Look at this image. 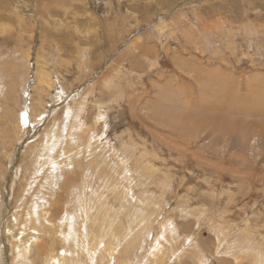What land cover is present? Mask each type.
<instances>
[{
  "label": "rangeland",
  "instance_id": "obj_1",
  "mask_svg": "<svg viewBox=\"0 0 264 264\" xmlns=\"http://www.w3.org/2000/svg\"><path fill=\"white\" fill-rule=\"evenodd\" d=\"M263 84L264 0H0V264H264Z\"/></svg>",
  "mask_w": 264,
  "mask_h": 264
},
{
  "label": "bare ground",
  "instance_id": "obj_2",
  "mask_svg": "<svg viewBox=\"0 0 264 264\" xmlns=\"http://www.w3.org/2000/svg\"><path fill=\"white\" fill-rule=\"evenodd\" d=\"M193 70V69H192ZM221 80H223V79H221ZM224 81V80H223ZM222 82V81H221ZM228 82V81H227ZM225 84V83H224ZM229 84H231V83H229ZM192 85V84H191ZM264 85V84H263ZM262 87V86H261ZM263 88V87H262ZM262 88H256L257 90H255L254 91V89H253V94H255L256 93V98L254 99V100H250L251 99V97H249L250 95H252V90H248L249 91V95H248V98H245L244 99V101H247V104H249V105H253L254 103L255 104H259V102H262V99L264 98V89H262ZM210 91V90H209ZM235 91V90H234ZM233 91V92H234ZM239 91H240V89H239ZM255 92V93H254ZM239 93V92H238ZM237 93V94H238ZM208 94V92H205V93H200V97L201 98H203V100L199 97L198 98V100H192V99H189L188 97H187V99H185V101H184V103L186 104V106H187V104H188V106L190 105L192 108H191V110H192V112L195 114V113H197V112H194V111H199L201 108H196V109H193V107L194 106H201V105H203V103H206L207 102V95ZM240 95V94H239ZM102 96V95H101ZM245 97H247V96H245ZM181 98V97H180ZM191 98V97H190ZM219 98V97H218ZM222 99H223V97H222ZM231 99V98H230ZM221 100V99H220ZM216 101V100H215ZM226 102H227V100H226ZM225 102V103H226ZM236 102H238V101H236ZM211 103V102H210ZM224 103V104H225ZM227 104V103H226ZM254 104V105H255ZM262 104V103H261ZM204 106V105H203ZM208 106V105H207ZM227 106V105H226ZM229 106V105H228ZM231 106V105H230ZM202 107V106H201ZM202 108H204V107H202ZM212 108H214V107H211V109ZM258 107H256V109H257ZM262 108H263V105H262ZM261 107H259L258 109H262ZM205 109V108H204ZM191 110H189V111H191ZM214 110V109H213ZM202 111V110H201ZM232 111V116L231 117H235L236 115H238V118H239V116H241L242 115V113L241 112H238L237 110H235L234 108H232V109H230V112ZM263 111V110H262ZM191 112V113H192ZM200 112V111H199ZM198 112V113H199ZM205 112V111H204ZM261 111L259 110V111H257L256 112V114L257 115H260V116H262V115H264V114H262V113H260ZM251 113H254V111H251ZM203 114V113H202ZM234 114V115H233ZM231 115V114H230ZM242 119H243V117H242ZM197 121V120H196ZM192 123V122H191ZM194 123V122H193ZM250 129V128H252L251 126L249 127V125H246L245 126V129ZM239 130H240V128H239ZM215 131V130H214ZM256 131H258V130H256ZM212 133H214L213 131H212ZM235 133H236V131H235ZM251 133V132H250ZM251 135H256L258 138H256V140H253L255 143H251V140L252 139H249L248 137H250ZM251 135H248V132L246 131L245 132V130H244V132L243 133H238L236 136L239 138L238 139V141H237V143H238V145L241 147V150H252L253 151V153L254 152H256L257 151V149H259L260 147H262V146H264V128H262L261 130H260V132H256V134H253V133H251ZM48 136V135H47ZM249 139V140H248ZM215 141L216 142H218V143H222V140L221 141H219V135L218 134H216V139L215 138H212V144L214 145L215 144ZM135 149V148H134ZM64 150V149H63ZM62 150V151H63ZM66 151V150H65ZM70 151V150H69ZM72 151V150H71ZM64 152V151H63ZM80 152V151H79ZM78 152V153H79ZM68 153V152H67ZM76 153V152H75ZM66 155V154H65ZM53 158V157H52ZM63 158V157H62ZM145 159V158H144ZM52 160V159H51ZM78 160V159H77ZM80 162V161H79ZM93 164V163H92ZM70 171V170H69ZM85 175V174H84ZM84 178V177H83ZM76 185H77V183H76ZM86 185V184H85ZM136 214V213H135ZM136 215H138V214H136ZM135 215V216H136ZM86 218H87V216H86ZM211 220V219H210ZM212 222H213V220H212ZM212 224V223H211ZM214 225V224H213ZM128 226H129V224H128ZM130 228H131V226H130Z\"/></svg>",
  "mask_w": 264,
  "mask_h": 264
},
{
  "label": "crops",
  "instance_id": "obj_3",
  "mask_svg": "<svg viewBox=\"0 0 264 264\" xmlns=\"http://www.w3.org/2000/svg\"><path fill=\"white\" fill-rule=\"evenodd\" d=\"M223 226H224L225 228L229 229L228 226H227L225 223L223 224ZM227 229H226V231H228ZM249 241H250V240H249ZM247 249H251V245H249V246L247 247ZM247 249H244V250L247 251ZM251 252H252V251H251Z\"/></svg>",
  "mask_w": 264,
  "mask_h": 264
}]
</instances>
